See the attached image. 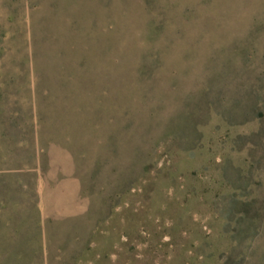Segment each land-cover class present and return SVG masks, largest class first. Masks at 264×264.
Segmentation results:
<instances>
[{
  "label": "rangeland",
  "instance_id": "obj_1",
  "mask_svg": "<svg viewBox=\"0 0 264 264\" xmlns=\"http://www.w3.org/2000/svg\"><path fill=\"white\" fill-rule=\"evenodd\" d=\"M0 264H264V0H0Z\"/></svg>",
  "mask_w": 264,
  "mask_h": 264
}]
</instances>
